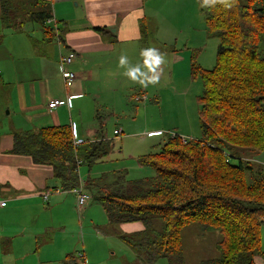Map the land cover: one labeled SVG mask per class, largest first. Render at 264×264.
<instances>
[{"label":"crops","instance_id":"0c3cea01","mask_svg":"<svg viewBox=\"0 0 264 264\" xmlns=\"http://www.w3.org/2000/svg\"><path fill=\"white\" fill-rule=\"evenodd\" d=\"M43 1L50 3L54 18L46 24L53 28V45L38 23L28 22L22 31H13L0 21V199L6 200L0 207V264H82L79 252L87 263L102 264L105 258L99 249L109 247L107 237L137 233L143 224L111 225L105 215L97 225L88 203L79 215L74 192L60 187L52 166L10 152L13 134L68 125L81 142L110 141V153L98 161L107 159L115 130L136 135L126 123L130 120L124 114L129 108L123 106L128 105L126 98L142 105L129 110L131 121L141 114L146 123L162 113L163 86L175 90L180 84L190 85V47L168 44L169 28L163 24L183 31L190 26V9L199 12L200 7L197 0ZM149 48L163 57V63L157 67L158 81L142 86L139 77L133 81L124 73L140 66L146 76L152 75L143 64L142 52ZM59 49L75 54L69 68L76 79L70 88L60 76ZM121 56L127 58L124 66H119ZM69 94L75 95L69 106L48 107L50 101H63ZM159 132L158 128L148 134L160 137ZM259 156L255 160L264 165V150Z\"/></svg>","mask_w":264,"mask_h":264},{"label":"trees","instance_id":"16d2710c","mask_svg":"<svg viewBox=\"0 0 264 264\" xmlns=\"http://www.w3.org/2000/svg\"><path fill=\"white\" fill-rule=\"evenodd\" d=\"M197 1L207 35L217 39L211 69L202 68L193 55L190 59V75L201 82L200 137L183 140L180 134L166 133L157 150L138 159L153 170L152 176L130 181L119 170L87 177L83 186L102 206L109 224H143V230L119 236L148 262L179 264L181 232L197 224L203 232L220 235L219 256L200 264H257L264 165L243 157L264 150V0ZM0 10L4 28L22 31L26 23H38L51 37L53 28L46 25L52 17L50 3L0 0ZM110 151L105 139L74 145L68 125L15 132L10 150L52 166L66 191L80 184V166H91ZM157 220L161 227L155 226Z\"/></svg>","mask_w":264,"mask_h":264},{"label":"rangeland","instance_id":"374dc122","mask_svg":"<svg viewBox=\"0 0 264 264\" xmlns=\"http://www.w3.org/2000/svg\"><path fill=\"white\" fill-rule=\"evenodd\" d=\"M163 27L169 28L166 32L170 38V41H168L170 43L168 44H172L176 48L190 47V57L193 55L196 63L204 69H211L214 66L217 39L214 36L207 35L204 17L200 11L192 12L190 9V26L184 27L183 31L178 32V27L169 23L163 24ZM175 38H177L176 43ZM49 40H51L50 43L52 45L55 43L52 37ZM185 86L187 88L188 83L180 84L178 89L175 90L163 86L162 113L158 117L152 116L153 119H149L146 123H144L141 114H138L131 121L134 116L129 113V110L134 111L135 105H138V109H140L142 105L139 103L135 104L134 101L131 102L126 98L125 102L128 105L123 104V106L129 108L124 114L130 119L126 123L131 125V130L136 135L130 136L125 130V137L122 133L113 137V151L107 159L95 162L91 166L82 165L79 167L78 172L81 181H85L87 175L96 177L103 173L119 170H124L125 179L130 181L152 176L154 174L153 170L148 166L141 165L138 159L140 156L157 150L158 144L166 136V133H177L183 136L191 135L192 138H199L201 133L198 123L197 96L201 91V82L199 79L190 77V85L187 89L183 88ZM129 94L130 92L127 95ZM150 115L148 114V118H151ZM118 122L120 123V120ZM158 128L163 132V136H149V131ZM122 136L124 139L121 141L120 138ZM259 155L260 153L257 154V159L260 158ZM243 159L253 164L258 163V161L254 160L256 156L251 154L245 155ZM87 203L93 206L90 213L91 219L94 222L96 221L97 225H101L103 217L105 218L102 206L98 203H93V201ZM81 211L79 215L82 213ZM84 219L85 216L83 215L82 221H85ZM155 226L161 227L162 223L157 220ZM114 229H116L115 232H119L116 226H114ZM219 236L217 232H203L197 224L185 227L181 232L182 257L179 264H200L202 260L218 257L217 242L219 241ZM260 236L262 252L254 258L257 264L264 263V225L261 228ZM118 237L120 238L119 234ZM119 238L115 236L107 237L109 247L99 249L100 255L105 258L102 264H167L166 259L148 262L143 254L136 252ZM97 244L103 245L102 243Z\"/></svg>","mask_w":264,"mask_h":264},{"label":"built area","instance_id":"2783aa9c","mask_svg":"<svg viewBox=\"0 0 264 264\" xmlns=\"http://www.w3.org/2000/svg\"><path fill=\"white\" fill-rule=\"evenodd\" d=\"M54 20L53 16L47 20V22ZM56 29V28H55ZM58 44H60V40L57 39ZM75 59V54L72 51H64L63 49H59L58 56H57V65L59 68L60 76L63 81V84L65 88H70L76 79V74L70 70L69 65L72 63V61ZM75 95L69 94L65 100H52L48 103V107L53 108L61 104H65L67 106L70 105V99L74 97ZM72 132L74 133V129H72ZM114 133L118 135L120 133V130H115ZM183 140H185L187 137H182ZM73 143L74 145H78L81 143L80 139H76L73 135ZM74 192L76 196V207L78 210H81L87 202L90 200V195L85 191L83 183L80 184L70 190ZM6 205V200L0 199V207H4ZM78 258L82 260V264H89L85 260V256L82 252H79L77 254Z\"/></svg>","mask_w":264,"mask_h":264},{"label":"clouds","instance_id":"9594fccd","mask_svg":"<svg viewBox=\"0 0 264 264\" xmlns=\"http://www.w3.org/2000/svg\"><path fill=\"white\" fill-rule=\"evenodd\" d=\"M212 2V0H203V5H207ZM231 6V5H226ZM142 55L145 57L143 64L148 68L150 73H153L150 76H146L144 72L141 71L140 66L133 67L126 71L124 75L129 77L133 81H137L144 86L147 83H156L159 79V73L157 72V67L163 63V57L156 52L155 49L149 48L142 52ZM127 63V58L121 56L119 59V66H124Z\"/></svg>","mask_w":264,"mask_h":264}]
</instances>
